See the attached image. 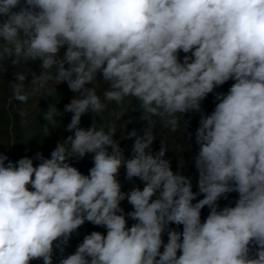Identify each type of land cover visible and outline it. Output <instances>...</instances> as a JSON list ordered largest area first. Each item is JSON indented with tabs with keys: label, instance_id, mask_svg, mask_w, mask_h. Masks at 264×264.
I'll return each instance as SVG.
<instances>
[{
	"label": "clouds",
	"instance_id": "1",
	"mask_svg": "<svg viewBox=\"0 0 264 264\" xmlns=\"http://www.w3.org/2000/svg\"><path fill=\"white\" fill-rule=\"evenodd\" d=\"M0 17V66L39 60L43 70L15 73L14 99L27 103L53 79L75 93L63 112L53 105L44 115L54 123L71 113L64 130L73 135L50 158L13 162L0 153V264H53L57 242L67 244L86 221L106 235L86 234L61 264H264V0H0ZM230 80L226 93L215 91ZM209 94L215 108L195 131L194 192L192 178L165 158L168 148L153 151L152 118L176 132ZM126 100L148 125L126 132L130 158L115 124L96 120L104 101L121 107V120ZM88 113L90 126L80 127ZM88 154L85 175L70 161ZM121 168L133 183L127 192ZM230 193L234 206L221 208Z\"/></svg>",
	"mask_w": 264,
	"mask_h": 264
},
{
	"label": "rangeland",
	"instance_id": "2",
	"mask_svg": "<svg viewBox=\"0 0 264 264\" xmlns=\"http://www.w3.org/2000/svg\"><path fill=\"white\" fill-rule=\"evenodd\" d=\"M184 55V53H180L181 58ZM39 63V60L27 63L22 61L13 66L10 61H4L2 66H0V153L7 155L13 162L25 156L33 157L37 152H42L45 157L50 158V153L56 144L59 141L63 142L67 136L73 135V133L64 130L71 120V113L58 116L54 123L44 119L45 113L53 105L63 112L64 106L75 95V93L69 90L66 82L58 84V81L55 79L48 81L40 92L30 95L27 103H21L14 99V83L18 82L15 73H28L29 76L33 74L39 75L43 71L39 68ZM50 71L54 74V70ZM30 79L31 77H29ZM97 79V81L93 82V86L96 87L97 93L103 101V92L106 90L107 85L102 80L101 75H98ZM233 82L230 80L215 91L226 93ZM25 87L27 89L32 87L30 81L25 82ZM104 102L107 104V109L101 120L99 117H96L97 123H102L103 126H107L110 123L115 124L116 138L121 141L120 146L124 149L125 156L130 158L134 141L132 139H125L126 132L133 129L140 131L143 127L147 128L148 125L145 121L140 120L141 113L137 111L138 105L135 101L126 100L124 102L122 106L124 117L121 120H117L115 115L121 111V107H118L114 102ZM214 108L215 96L214 94H209L202 102L200 112L190 111L185 114L184 118L181 117L176 132H172L169 128L164 127L163 122L159 118H152L155 124L153 132L157 138L152 145L153 151H158L161 143L166 146L168 151L165 158L171 161L173 171L180 170L185 176L192 178L194 192L198 191L197 181L199 175L194 164V157L198 152V145L195 143V131L199 126L201 115L211 114ZM21 111L24 112L23 116L20 115ZM92 119L91 113L83 115L80 127L87 128L90 126ZM184 119L188 121L187 130L193 134L191 141L184 135V125L186 123ZM45 129H47V132ZM93 155L88 154L82 160L78 162L71 160L70 163L83 174L87 175L89 169L93 166ZM35 163H38V161H34ZM118 180L124 192L129 191L133 187V183L128 182L126 179V170L124 168H121ZM134 184L141 189L143 188V183L138 179L134 180ZM202 198V195L197 197V199ZM236 198V193H230L228 200L221 199L219 205L221 208L224 206H234ZM121 207L126 213L132 210L131 205L127 201L122 202ZM208 214L209 209L205 206L201 210L202 221ZM132 223L133 221L129 219L128 226L130 227ZM171 227L175 228L176 226L171 225ZM179 230L182 231V226H180ZM92 231H99L106 235L105 228L86 221L72 235L67 244L63 243L62 240L57 242L59 247H54L53 264H61L63 259L73 254L84 236L90 234ZM163 239L167 242L166 234ZM161 251H163V248H161ZM31 264H42V261H32Z\"/></svg>",
	"mask_w": 264,
	"mask_h": 264
},
{
	"label": "trees",
	"instance_id": "3",
	"mask_svg": "<svg viewBox=\"0 0 264 264\" xmlns=\"http://www.w3.org/2000/svg\"><path fill=\"white\" fill-rule=\"evenodd\" d=\"M15 10H18V9H14V11H15ZM3 19H4L3 17H0V22H2V20H3ZM251 251H252V252H254V251H255V249H254V248H252V249H251Z\"/></svg>",
	"mask_w": 264,
	"mask_h": 264
}]
</instances>
